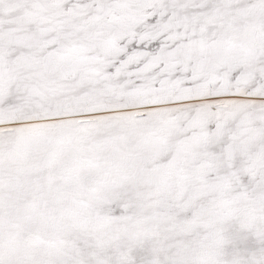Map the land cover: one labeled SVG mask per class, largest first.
<instances>
[{
  "label": "snow or ice",
  "instance_id": "6c2138e0",
  "mask_svg": "<svg viewBox=\"0 0 264 264\" xmlns=\"http://www.w3.org/2000/svg\"><path fill=\"white\" fill-rule=\"evenodd\" d=\"M0 264H264V0H0Z\"/></svg>",
  "mask_w": 264,
  "mask_h": 264
}]
</instances>
